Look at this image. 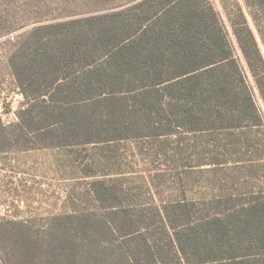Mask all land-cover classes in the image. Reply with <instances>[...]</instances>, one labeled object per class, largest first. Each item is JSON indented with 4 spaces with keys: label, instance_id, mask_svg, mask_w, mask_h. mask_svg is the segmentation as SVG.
<instances>
[{
    "label": "trees",
    "instance_id": "16d2710c",
    "mask_svg": "<svg viewBox=\"0 0 264 264\" xmlns=\"http://www.w3.org/2000/svg\"><path fill=\"white\" fill-rule=\"evenodd\" d=\"M219 1L230 30L210 0H137L36 25L7 60L24 103L15 124L0 121V153L177 134H217L229 154L259 148V192L240 205L168 203L145 228L112 206L127 264H264V0Z\"/></svg>",
    "mask_w": 264,
    "mask_h": 264
},
{
    "label": "rangeland",
    "instance_id": "374dc122",
    "mask_svg": "<svg viewBox=\"0 0 264 264\" xmlns=\"http://www.w3.org/2000/svg\"><path fill=\"white\" fill-rule=\"evenodd\" d=\"M135 1L0 0L1 123L15 124L23 109L24 96L7 63L23 34L39 24L122 9ZM210 2L230 30L220 1ZM237 3L245 10L242 0ZM251 131L259 139V129ZM221 142L217 134H177L108 146L26 148L12 142L0 153V264H51L54 258L69 264L67 236L76 237L81 247L75 251L76 264H127L120 260L126 261L121 251L129 252V243L119 248L112 206L146 216L131 218L145 228L168 203L188 202L198 211L219 212L211 204L219 196L223 208L247 202L259 192V148L229 154Z\"/></svg>",
    "mask_w": 264,
    "mask_h": 264
}]
</instances>
